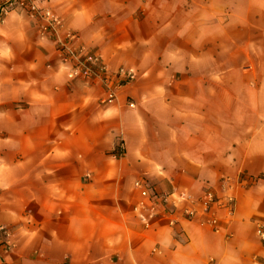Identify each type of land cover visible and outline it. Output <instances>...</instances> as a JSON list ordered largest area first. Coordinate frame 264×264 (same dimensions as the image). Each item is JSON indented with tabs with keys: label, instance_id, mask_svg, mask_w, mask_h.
Segmentation results:
<instances>
[{
	"label": "crops",
	"instance_id": "crops-1",
	"mask_svg": "<svg viewBox=\"0 0 264 264\" xmlns=\"http://www.w3.org/2000/svg\"><path fill=\"white\" fill-rule=\"evenodd\" d=\"M39 3L72 47L136 79L102 104L100 83L69 80L55 41L0 0V264H264V8ZM137 180L189 201L146 227Z\"/></svg>",
	"mask_w": 264,
	"mask_h": 264
},
{
	"label": "built area",
	"instance_id": "built-area-1",
	"mask_svg": "<svg viewBox=\"0 0 264 264\" xmlns=\"http://www.w3.org/2000/svg\"><path fill=\"white\" fill-rule=\"evenodd\" d=\"M40 0H6L5 6L2 8V13L16 7H22L26 10L28 17L38 23V35L41 38L52 39L56 43L58 52H60L61 60L64 64L69 65L67 69V78L69 80L84 79L98 81L105 89V98L102 104H112L116 100L118 91L127 84H130L136 79L135 71L128 67H120L115 71H111L107 65L100 59L97 53L87 50L85 47L74 48L71 46V41L77 39V35L73 32L65 33L61 37V32L64 31V24L60 17L55 15L50 8L41 6ZM223 188L227 187V181L223 180ZM134 187L138 189L141 195L150 202L142 205L145 213H141L139 218L142 223L148 227L160 215L158 205H166L173 201H189V197L182 193H157L151 194L145 183L140 180L134 182ZM215 197L212 193H207L204 198V205L207 206L213 203ZM226 204L231 210L234 199L232 196H226ZM186 218L192 219L197 215V210L186 208L183 212ZM213 229L217 226V220L211 217L206 220ZM258 235L264 241V228H258Z\"/></svg>",
	"mask_w": 264,
	"mask_h": 264
},
{
	"label": "rangeland",
	"instance_id": "rangeland-1",
	"mask_svg": "<svg viewBox=\"0 0 264 264\" xmlns=\"http://www.w3.org/2000/svg\"><path fill=\"white\" fill-rule=\"evenodd\" d=\"M250 2H253L254 8H264V0H250ZM244 3V0H242V4ZM238 63H243L242 60L241 61H237V62H232V64H238Z\"/></svg>",
	"mask_w": 264,
	"mask_h": 264
}]
</instances>
